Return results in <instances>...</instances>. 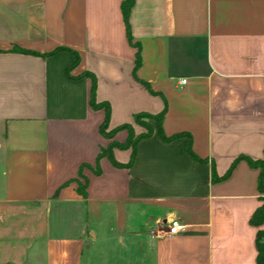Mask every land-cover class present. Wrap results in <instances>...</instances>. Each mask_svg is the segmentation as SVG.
<instances>
[{"label":"crops","instance_id":"obj_1","mask_svg":"<svg viewBox=\"0 0 264 264\" xmlns=\"http://www.w3.org/2000/svg\"><path fill=\"white\" fill-rule=\"evenodd\" d=\"M122 1L0 0V264H257L259 169L212 172L264 159V0H134L130 41ZM90 76L106 131L184 136L98 157Z\"/></svg>","mask_w":264,"mask_h":264},{"label":"trees","instance_id":"obj_2","mask_svg":"<svg viewBox=\"0 0 264 264\" xmlns=\"http://www.w3.org/2000/svg\"><path fill=\"white\" fill-rule=\"evenodd\" d=\"M133 1L134 0H123L122 4H121V9H122V13H123V17H124V21L126 24V28H127V34H128V38L129 41L131 40V36L129 33V24H128V17H129V13L131 10V7L133 5ZM60 50H63V48H55L52 52H49L46 55H51L53 53H56ZM14 52L17 53H24V54H28L29 52H25L22 51L20 49H13ZM74 62L72 63V67L77 63V56H74ZM139 53H136V66L139 65ZM68 69H66V74H67ZM90 89H89V105L92 109H103L104 110V119L102 121V123L100 124L99 127V132L100 134L106 138V139H112L114 137V135L122 130H126L128 132V137L127 140L123 143H116V142H112L109 143L105 149V151L103 152V150L100 152V154L98 155V157L105 156L107 157L110 161L113 162V164H115L116 166H121L118 163H116L113 158H112V149L113 148H120V149H125V148H132V154H131V159L129 161V163L125 166H130L134 160L135 157V147L136 144L145 138L150 137L153 134H156L161 140L165 141V142H169L172 141L173 139H176L178 137H183V134H177L171 137H166L163 133L162 130V121H163V117H164V113H165V109H163L160 113L152 115V114H147V113H138L135 114L133 116V122L137 124V121L139 119V117H148L151 118L155 121L156 126L154 129H149L147 133L144 134H139L137 136H134V131L133 128L130 124H124L122 126H119L113 130H109L106 131V125H107V118H108V113H109V108L107 104L104 103H95L94 101V87H95V82H94V78L92 76H90ZM106 131V132H105ZM186 151L187 153L196 161H201L200 159H198L192 152L191 150V143H190V138H188L187 141V145H186ZM245 160L249 166L253 167V168H257L259 169V176H258V190L260 192L261 196V201L262 204L261 206L253 213L251 219H250V223L253 226L256 227H260V225H264V159L263 160H252L250 158H243V157H239L237 159L234 160V162L231 164V166L229 167V169L227 170L226 174L221 177L218 178L215 174V171L213 170L212 172V176H213V181H221L224 180L226 178H228L233 170V168L235 167L236 163L240 160ZM95 173L98 172V170H94ZM76 191L78 193H82V188L80 186H77ZM262 230L259 229L257 231V236H256V249H257V264H264V242L260 241L261 235L264 236V233L261 232Z\"/></svg>","mask_w":264,"mask_h":264},{"label":"rangeland","instance_id":"obj_3","mask_svg":"<svg viewBox=\"0 0 264 264\" xmlns=\"http://www.w3.org/2000/svg\"><path fill=\"white\" fill-rule=\"evenodd\" d=\"M155 126H156V123H155V121L153 119L148 118V117H139V119L137 121V124L133 122V127L136 130L139 131V132L136 133V131H134V128L132 127L133 128V131H134V136H137L139 134L147 133L149 129H154ZM113 138L112 139H108L109 140V143L115 142V141H113ZM104 151H105V149L103 150V152ZM260 227H261V230H262L261 232L264 233V225L262 224V225H260ZM260 241L261 242H264V236L261 235Z\"/></svg>","mask_w":264,"mask_h":264},{"label":"built area","instance_id":"obj_4","mask_svg":"<svg viewBox=\"0 0 264 264\" xmlns=\"http://www.w3.org/2000/svg\"><path fill=\"white\" fill-rule=\"evenodd\" d=\"M187 83L185 78L178 79V85L184 86ZM185 232V226L177 219H173L168 223V229L166 234L168 236H177Z\"/></svg>","mask_w":264,"mask_h":264}]
</instances>
